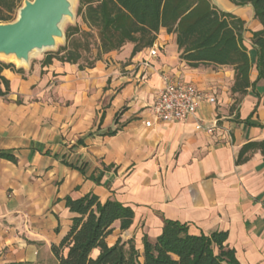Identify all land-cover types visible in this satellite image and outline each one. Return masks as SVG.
Instances as JSON below:
<instances>
[{"label": "crops", "instance_id": "obj_1", "mask_svg": "<svg viewBox=\"0 0 264 264\" xmlns=\"http://www.w3.org/2000/svg\"><path fill=\"white\" fill-rule=\"evenodd\" d=\"M217 6L245 21L253 85L244 94L233 91V66H189L165 28L156 56L152 47L132 55L128 43L84 69L56 59L43 66L44 57L4 70L0 152L16 160L0 156V264H58L51 246L75 215L66 197L87 194L134 210L129 229L114 223L109 245L132 239L142 255L143 238L155 240L169 219L193 234L226 231L241 264H264V154L236 163L243 145L264 140V77L252 42L263 25L251 4ZM166 76L216 100L185 120L147 126Z\"/></svg>", "mask_w": 264, "mask_h": 264}, {"label": "trees", "instance_id": "obj_2", "mask_svg": "<svg viewBox=\"0 0 264 264\" xmlns=\"http://www.w3.org/2000/svg\"><path fill=\"white\" fill-rule=\"evenodd\" d=\"M23 0H0V22H11ZM235 5L251 4L255 17L262 23L253 32L252 42L257 52L259 78L264 77V0H229ZM82 24L65 30L66 44L46 53L42 65L58 60L79 64L81 69L93 67L104 55L120 51L133 44L132 55L154 45L161 28L176 35L180 57L191 67L204 64L230 65L235 70L233 91L246 93L253 85L250 54L243 43L245 21L222 10L213 0H81L77 10ZM77 37V38H76ZM92 48L96 54H92ZM15 69L12 62L0 60V96L10 93V81L5 69ZM18 71H22L18 69ZM118 129L108 131L113 135ZM260 150L264 140H254L242 146L236 163L248 160L249 154ZM0 156L15 161L14 154ZM74 213L72 225L59 244L51 249L58 264H241L235 251L225 242L226 231L210 235L193 234L186 224L166 219L160 235L153 241L143 238V253L132 239L120 237L109 245L107 237L113 225L120 222L125 231L134 220V210L115 199H101L95 194L81 198L66 197ZM99 249L94 257L93 251Z\"/></svg>", "mask_w": 264, "mask_h": 264}, {"label": "water", "instance_id": "obj_3", "mask_svg": "<svg viewBox=\"0 0 264 264\" xmlns=\"http://www.w3.org/2000/svg\"><path fill=\"white\" fill-rule=\"evenodd\" d=\"M72 1L24 0L17 19L0 22V54L14 55L29 65L33 51L55 48L57 40L65 38L63 23L75 17ZM213 2L217 5V0Z\"/></svg>", "mask_w": 264, "mask_h": 264}, {"label": "built area", "instance_id": "obj_4", "mask_svg": "<svg viewBox=\"0 0 264 264\" xmlns=\"http://www.w3.org/2000/svg\"><path fill=\"white\" fill-rule=\"evenodd\" d=\"M150 54L156 56L157 49L152 47ZM206 100L214 102L216 99L192 82L166 76L164 86L150 106L152 120L147 121L146 125L151 126L154 122H178L195 116L200 103Z\"/></svg>", "mask_w": 264, "mask_h": 264}, {"label": "rangeland", "instance_id": "obj_5", "mask_svg": "<svg viewBox=\"0 0 264 264\" xmlns=\"http://www.w3.org/2000/svg\"><path fill=\"white\" fill-rule=\"evenodd\" d=\"M80 1H81V0H73V1H72V3H73V7H72V8H73V12H74V14H75V17H74L73 19L70 18V17H68V18L65 20V22L63 23V30H64V32H65V30H66L69 26L76 25V24H82L81 18L77 15V10H78V7H79V5H80ZM23 4H24V0L21 2V4H20V6L18 7V9L15 11V13H14V20L17 19L19 9L23 6ZM0 10H1V9H0ZM14 20H12V21H14ZM82 27L85 28V29H87V28L84 26V24H82ZM76 38H77V37H76ZM65 44H66V39H65V38H64V39H58V40H57V45H56L55 48H53V49H47V50H45V51H43V52H37V53L31 55V59H30V61H31V60L38 61V60L44 58V57L46 56V53H47V52H49V51H52V52L57 51V50L59 49L60 46H63V45H65ZM92 54H93V55L96 54V50L93 49V48H92ZM0 60H2V61H4V62H7V63L11 62V61H8V60H6V59H4V60H3V59H0ZM12 63H14L15 66H19L18 63H15V62H12Z\"/></svg>", "mask_w": 264, "mask_h": 264}, {"label": "bare ground", "instance_id": "obj_6", "mask_svg": "<svg viewBox=\"0 0 264 264\" xmlns=\"http://www.w3.org/2000/svg\"><path fill=\"white\" fill-rule=\"evenodd\" d=\"M44 50H35L33 51V53L31 54H35L37 52H43ZM0 59H6L8 61H11V62H15V63H18L19 65H25L26 62L25 61H21V60H18L14 55H10V56H6L4 54H0Z\"/></svg>", "mask_w": 264, "mask_h": 264}]
</instances>
